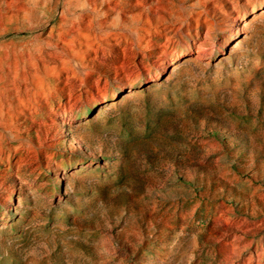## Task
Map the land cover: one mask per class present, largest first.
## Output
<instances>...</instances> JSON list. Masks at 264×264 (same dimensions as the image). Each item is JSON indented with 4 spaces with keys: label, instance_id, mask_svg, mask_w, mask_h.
Returning <instances> with one entry per match:
<instances>
[{
    "label": "rangeland",
    "instance_id": "1",
    "mask_svg": "<svg viewBox=\"0 0 264 264\" xmlns=\"http://www.w3.org/2000/svg\"><path fill=\"white\" fill-rule=\"evenodd\" d=\"M0 264H264V0H0Z\"/></svg>",
    "mask_w": 264,
    "mask_h": 264
}]
</instances>
